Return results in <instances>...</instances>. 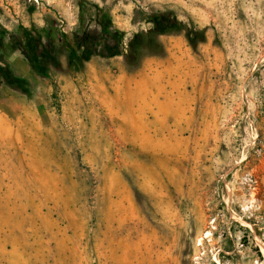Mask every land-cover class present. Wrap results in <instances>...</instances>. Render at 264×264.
<instances>
[{"label":"rangeland","instance_id":"rangeland-1","mask_svg":"<svg viewBox=\"0 0 264 264\" xmlns=\"http://www.w3.org/2000/svg\"><path fill=\"white\" fill-rule=\"evenodd\" d=\"M0 68V264H264V0H0Z\"/></svg>","mask_w":264,"mask_h":264},{"label":"trees","instance_id":"trees-1","mask_svg":"<svg viewBox=\"0 0 264 264\" xmlns=\"http://www.w3.org/2000/svg\"><path fill=\"white\" fill-rule=\"evenodd\" d=\"M153 28L146 33H137L129 42L126 62L130 67L138 66L142 60L154 53L151 49H161L160 37L165 35L176 34L184 31V24L171 11L156 13L153 16ZM123 35L118 30H109L105 23H101L100 31L84 32L75 38V45L82 50V57L85 61L91 60L95 55H104L105 57L121 56L124 53L122 43ZM103 41V46L102 42ZM192 44V39L189 38ZM114 42V43H112ZM32 62L39 72L48 70V64L38 60L39 54L31 47ZM0 76L12 85L26 89L24 80L14 76L7 69L0 68Z\"/></svg>","mask_w":264,"mask_h":264},{"label":"bare ground","instance_id":"bare-ground-1","mask_svg":"<svg viewBox=\"0 0 264 264\" xmlns=\"http://www.w3.org/2000/svg\"><path fill=\"white\" fill-rule=\"evenodd\" d=\"M1 157L3 158L2 160H6L3 154H2ZM5 228H6V223H5V221H3L2 223H0V235H1V233H3V231H4ZM210 234L211 233L209 232L208 233V236ZM6 244H7V237H3V239H2L1 236H0V249H1V253H5Z\"/></svg>","mask_w":264,"mask_h":264}]
</instances>
